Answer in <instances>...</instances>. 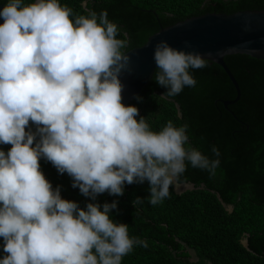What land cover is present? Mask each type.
<instances>
[{
  "label": "trees",
  "instance_id": "obj_1",
  "mask_svg": "<svg viewBox=\"0 0 264 264\" xmlns=\"http://www.w3.org/2000/svg\"><path fill=\"white\" fill-rule=\"evenodd\" d=\"M0 0L99 71L162 27L264 0ZM157 68L129 103L72 98L0 35V264H264V60ZM179 184L175 191L169 175ZM229 207L231 209H229Z\"/></svg>",
  "mask_w": 264,
  "mask_h": 264
},
{
  "label": "water",
  "instance_id": "obj_2",
  "mask_svg": "<svg viewBox=\"0 0 264 264\" xmlns=\"http://www.w3.org/2000/svg\"><path fill=\"white\" fill-rule=\"evenodd\" d=\"M0 35L14 43L33 66L49 75L72 98L115 95L134 126L133 133L120 136L132 139L138 137V127L129 103L141 94L157 68L170 62L195 59L221 66L237 91V98L225 103L228 105L239 100L241 90L225 57L240 54L264 60V10L230 15L207 13L162 27L143 46L122 54L104 71H99L79 48L1 3ZM181 163L175 165L176 171ZM171 179L174 185H184L175 176ZM185 185L190 190L195 188L194 184Z\"/></svg>",
  "mask_w": 264,
  "mask_h": 264
},
{
  "label": "rangeland",
  "instance_id": "obj_3",
  "mask_svg": "<svg viewBox=\"0 0 264 264\" xmlns=\"http://www.w3.org/2000/svg\"><path fill=\"white\" fill-rule=\"evenodd\" d=\"M175 171H176V166L174 165L169 170V175L170 176H174V173L173 172H175ZM189 188H190L189 185H185V184L184 185H178V184H175V189H176L177 193H182V192H184L186 190H189ZM229 209H231V208L229 207Z\"/></svg>",
  "mask_w": 264,
  "mask_h": 264
},
{
  "label": "flooded vegetation",
  "instance_id": "obj_4",
  "mask_svg": "<svg viewBox=\"0 0 264 264\" xmlns=\"http://www.w3.org/2000/svg\"><path fill=\"white\" fill-rule=\"evenodd\" d=\"M179 162H181V161H176V162H174V163H173V166H174V165H177V163H179ZM180 165H181V164H180Z\"/></svg>",
  "mask_w": 264,
  "mask_h": 264
},
{
  "label": "bare ground",
  "instance_id": "obj_5",
  "mask_svg": "<svg viewBox=\"0 0 264 264\" xmlns=\"http://www.w3.org/2000/svg\"><path fill=\"white\" fill-rule=\"evenodd\" d=\"M178 187V186H177Z\"/></svg>",
  "mask_w": 264,
  "mask_h": 264
}]
</instances>
